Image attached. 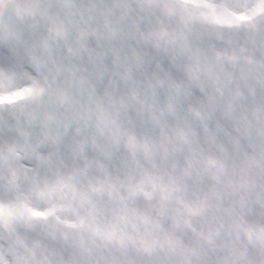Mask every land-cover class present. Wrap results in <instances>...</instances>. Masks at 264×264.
Instances as JSON below:
<instances>
[{
    "label": "snow or ice",
    "instance_id": "1",
    "mask_svg": "<svg viewBox=\"0 0 264 264\" xmlns=\"http://www.w3.org/2000/svg\"><path fill=\"white\" fill-rule=\"evenodd\" d=\"M0 264H264V0H0Z\"/></svg>",
    "mask_w": 264,
    "mask_h": 264
}]
</instances>
